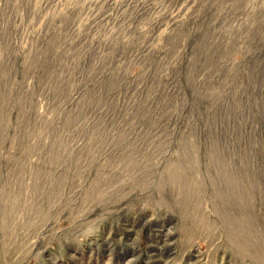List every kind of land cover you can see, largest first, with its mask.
Segmentation results:
<instances>
[{"label":"rangeland","instance_id":"374dc122","mask_svg":"<svg viewBox=\"0 0 264 264\" xmlns=\"http://www.w3.org/2000/svg\"><path fill=\"white\" fill-rule=\"evenodd\" d=\"M161 1L0 0V264H264V47Z\"/></svg>","mask_w":264,"mask_h":264},{"label":"built area","instance_id":"2783aa9c","mask_svg":"<svg viewBox=\"0 0 264 264\" xmlns=\"http://www.w3.org/2000/svg\"><path fill=\"white\" fill-rule=\"evenodd\" d=\"M161 3L163 6L165 5L166 8L175 6L180 3L183 9L184 8L183 3H187V0H163L161 1ZM249 5H250L249 0H196V8H197L196 12L201 19H204L202 17L211 16V14H213L214 12H218L220 14L226 12L229 14L228 19H224L217 26V27H224L226 24L229 23L228 20L232 19L233 27L239 30V32L236 33L241 34V37H239L237 41L231 42L234 44L228 45L229 47L236 48L243 45V47L246 46L249 48V45H251L252 42H255L254 43L255 47H264L263 9L262 11H259L258 7L256 8L254 7V5L250 7ZM220 14L218 15V17H215V20L219 18ZM236 15L239 16L245 15V17L242 19V24L244 26L239 24L240 19H238ZM252 17H255L256 19H252ZM200 25L205 26L206 24L202 23ZM253 30H255L258 33H255L254 35H250V33ZM244 35H250L252 37L250 38V40L244 41V37H245Z\"/></svg>","mask_w":264,"mask_h":264},{"label":"bare ground","instance_id":"6f19581e","mask_svg":"<svg viewBox=\"0 0 264 264\" xmlns=\"http://www.w3.org/2000/svg\"><path fill=\"white\" fill-rule=\"evenodd\" d=\"M138 1V0H137ZM254 1V2H253ZM140 2V1H139ZM97 3V2H96ZM115 3V2H114ZM249 3H250V7H252L253 5H254V7H258V10L259 11H262V9H263V12H264V0H249ZM79 5V4H78ZM96 5V4H95ZM171 7H168V9H170ZM120 9V8H119ZM118 9V10H119ZM79 10V9H78ZM93 12V11H92ZM189 12V11H188ZM171 13H173V12H171ZM94 14V13H93ZM125 14V13H124ZM220 13H218V12H214V14H213V16L215 15V17H217L218 15H219ZM178 15V14H177ZM263 15H264V13H263ZM97 16V15H96ZM212 16V15H211ZM90 17V16H89ZM220 21H218V20H216V21H213L214 23V25L215 26H218L219 24H220V22L221 21H223L224 19H228V17H229V14L228 13H226V12H223V13H221L220 14ZM236 17L238 18V19H240L239 20V24H241V25H243L242 24V19L245 17V15H236ZM174 18V17H173ZM190 18V17H189ZM114 19V18H113ZM116 19V18H115ZM201 19V18H200ZM211 19V18H210ZM219 19V18H218ZM253 19V18H252ZM160 20V19H159ZM166 20V19H165ZM170 20H172V19H170ZM174 20V19H173ZM207 20H208V18H207ZM112 21V20H111ZM114 21V20H113ZM202 21V20H201ZM120 22V21H119ZM228 24H226L225 26H224V28H226V30H228V31H235V32H239V30L238 29H236L235 27H233V23H232V19H230V20H228ZM122 23V22H121ZM134 23V22H133ZM137 23V22H136ZM146 23V22H145ZM212 23V22H211ZM111 25V24H110ZM109 25V26H110ZM122 25V24H121ZM187 25V24H186ZM118 26V25H117ZM166 26V25H165ZM211 26H212V24H211ZM244 26V25H243ZM171 27V26H170ZM185 27V26H184ZM110 28V27H109ZM141 28V27H140ZM176 28V27H175ZM213 28V27H212ZM220 29H224L223 27H219ZM210 29V28H209ZM216 29V28H215ZM217 29H218V27H217ZM245 29V28H244ZM105 30H106V27H105ZM158 30V29H157ZM201 31V30H200ZM207 31H208V28H207ZM220 31V30H219ZM130 32V31H129ZM161 32V31H160ZM160 32H159V34H160ZM178 32H179V30H178ZM192 32H194V31H192ZM171 33V32H170ZM187 33V32H186ZM213 33V32H212ZM215 33H217V31L215 32ZM224 33H225V31H224ZM234 33V32H233ZM206 34V33H205ZM209 31H208V36H209ZM221 34V33H220ZM220 34H218V36L220 35ZM238 34V33H237ZM255 34V33H254ZM215 35V34H214ZM224 35V34H223ZM234 35V34H233ZM253 35V34H252ZM142 36V35H141ZM157 36V35H156ZM203 36V35H202ZM229 36V35H228ZM205 37V36H204ZM217 37V36H216ZM224 37V36H223ZM233 38H235L234 36H232ZM240 37H241V35H240ZM248 37H249V35H248ZM252 37V36H251ZM160 38V37H159ZM220 38V37H219ZM218 38V40H220ZM226 38V37H225ZM232 38V39H233ZM137 39V38H136ZM203 39H205V38H203ZM208 39V38H207ZM222 39V38H221ZM238 39V38H237ZM244 39H245V37H244ZM247 39V38H246ZM229 40V39H228ZM227 40V41H228ZM231 40V39H230ZM226 41V40H225ZM235 41H237V40H235ZM158 42H160V40L158 41ZM207 42V41H206ZM234 42V41H233ZM164 43V42H163ZM198 43V42H197ZM201 43V42H200ZM210 44V43H209ZM208 44V45H209ZM218 44V43H217ZM222 44H224V43H222ZM222 44H221V46H222ZM234 44V43H233ZM254 44V43H253ZM215 45V44H214ZM214 45H212V46H214ZM252 45V44H251ZM205 46V45H204ZM207 46V45H206ZM215 47H217V46H215ZM204 48V47H203ZM202 48V49H203ZM209 48V47H208ZM230 48V47H229ZM237 48V47H236ZM240 48V47H239ZM243 48H246V47H243ZM211 49H213V48H211ZM216 53V52H215ZM215 55V54H214ZM196 56V55H195ZM208 56V55H207Z\"/></svg>","mask_w":264,"mask_h":264}]
</instances>
